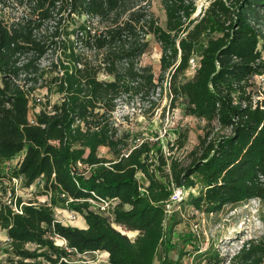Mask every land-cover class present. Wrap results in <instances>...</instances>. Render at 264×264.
Instances as JSON below:
<instances>
[{
	"label": "trees",
	"instance_id": "trees-1",
	"mask_svg": "<svg viewBox=\"0 0 264 264\" xmlns=\"http://www.w3.org/2000/svg\"><path fill=\"white\" fill-rule=\"evenodd\" d=\"M25 1L33 6L30 16L7 21L0 13V166L24 152L14 175H23L26 186L45 177L52 196L51 205H23L22 214L8 207L0 213L12 247L6 252L14 255L3 261L0 251V264H45L38 260L45 256L73 264L70 255L98 250L109 253L108 264H157L161 245L165 255L158 264H182L168 256L176 221L167 218L166 204L175 187H197L181 203L206 214L264 200V91L255 99L249 89L253 78L264 77V31L258 27L264 0H210L195 17L194 0H162L165 26L141 0H19ZM65 12L93 22L84 21L64 37L63 15L53 28L43 27ZM149 35L162 48L158 77L151 66L139 64L151 47ZM50 50L59 54L42 66ZM191 59L199 64L194 75L180 78ZM167 72L172 101L181 99L185 113L207 126L190 165L182 168L172 157L169 172L162 149L154 151L149 140L131 146L130 133H121L111 121L123 98L151 100ZM42 89L46 92L36 97ZM33 107L38 109L31 123ZM215 123L231 132L211 138ZM101 147H108L113 158L101 156ZM78 162L89 167L86 174ZM69 196L74 200L67 203ZM98 197L119 199L115 223L139 231L136 238L92 209L89 198ZM59 205L80 212L88 227L56 222ZM55 235L76 251L58 245L51 238ZM28 243L36 248H26ZM44 248L52 254L40 253ZM200 255L209 264H225L219 250ZM230 259L232 264H264V234L246 240Z\"/></svg>",
	"mask_w": 264,
	"mask_h": 264
},
{
	"label": "rangeland",
	"instance_id": "rangeland-1",
	"mask_svg": "<svg viewBox=\"0 0 264 264\" xmlns=\"http://www.w3.org/2000/svg\"><path fill=\"white\" fill-rule=\"evenodd\" d=\"M194 1L197 5L194 17L199 15L210 3V0ZM24 3L26 4H21L19 0H0V13L7 21H10L12 17L30 16L33 6L27 4L26 1ZM140 4H146L156 14L159 23L165 26L166 13L162 0H141ZM29 8L31 10H29ZM61 15H63L60 24L63 33L62 37L65 36L64 33L67 31L72 33V30L80 26L84 21L87 23L93 22L92 19L88 21V17L86 16L78 17L73 15L70 17L67 15V12H65L58 16H54L55 18L53 19L46 20L43 27L53 28L56 26V21H58V17ZM94 21H96V19H94ZM258 27L260 30L264 31V20L259 22ZM148 40L150 41L151 47L149 51L140 58L139 64L151 66L156 77H158L161 72V44L153 35H149ZM53 52L54 50L49 51L48 55H46L45 59L42 61V66L47 65V61H49L53 55L56 57L59 54V50L57 53ZM194 72L195 70L190 67L185 75L180 78L189 79L194 75ZM101 77L107 78L105 75ZM166 79L164 85L159 87L157 92L150 97L151 100H142L133 97L127 99L123 98L119 101L116 110L112 114L111 121L115 122V125L119 127L121 133H130L129 143L131 146L140 141L149 140L154 143V151L162 149L165 157H168V165L164 168V171L169 172V164L172 157L178 161L182 168L190 165L194 157L192 151L200 143V137L205 136L207 126L205 120L185 113V105L181 99L172 101L168 82L170 79L169 72L166 73ZM251 83L252 86L249 89H252L253 93H255L254 98H261V96H256V93H259L258 91H264V77L256 76L252 79ZM45 92V89L38 90L35 96L42 97ZM150 101H154L155 104ZM37 109L38 108L33 107L31 117H33ZM214 126L215 128L211 138L231 132L230 128L220 127L216 125V123ZM184 134H187V136L184 145H181V141L179 140H184ZM99 154L101 156L113 158L108 147H101ZM23 157L24 152L5 162L3 166H0V213L2 211L6 212L7 208L11 207V205L13 208L16 197L21 198L23 202L35 201L39 206L47 205L46 202H44L46 195L52 193L50 188L46 189L45 177L43 176L39 177L32 186L15 184L12 180V176L18 171V164ZM156 160H158L157 156H155V161ZM158 163L157 161L155 167ZM78 168L80 169L79 171H84V174H86L89 169L85 164ZM163 175L165 176L166 174ZM52 177L54 178L55 174H53ZM138 177L143 186L148 185V180H145L143 173H138ZM175 189H177V187H175ZM187 191V195H189L191 191L192 193H197L198 188L195 187L193 190L188 189ZM61 197H66V194H62ZM68 198H71V196ZM182 200L183 199H181V201ZM181 201L178 203H171L169 200L168 203L171 204L170 207L166 209L167 218L170 217L176 221L172 234L173 246L168 252V256L174 259H181L182 264H209V262L200 255L201 251L207 249L212 251L219 250L221 255L225 257L224 263L232 264L230 258L240 250L246 240L257 238L264 234V200L251 199L238 204H229L220 212L213 214H206L192 205L181 203ZM117 206L118 203L108 214L102 215H110L113 217L111 218L109 216L113 226L130 238H136L139 231L126 229L115 223L114 210ZM125 208L128 209L130 206L126 205ZM92 209L94 208L92 207ZM69 211L71 210L65 209L61 205L56 206L55 221L64 226H72L81 229H86L88 227L85 217L80 212V216H78L76 221L68 222ZM189 236L192 238H189ZM51 238H53V236H51ZM54 239L58 245H61V241H59L58 238ZM26 248L33 250L36 248V245L28 243L26 244ZM8 250H12L11 241L8 237L7 228L0 220V251L3 261H8L10 257H14L12 253L6 252ZM39 252L46 253V255L52 254L47 248L39 249ZM164 255L165 247L161 245L158 250L157 264ZM46 257L47 256L40 257L38 260L43 261L45 264H62L60 262L61 260L53 262L47 260ZM55 257L54 255L53 258L55 259ZM67 258L72 261L73 264H108L109 253L101 250L99 254H72ZM16 259H19V257H16ZM56 259L58 260V258ZM212 264H214V262H212Z\"/></svg>",
	"mask_w": 264,
	"mask_h": 264
},
{
	"label": "built area",
	"instance_id": "built-area-1",
	"mask_svg": "<svg viewBox=\"0 0 264 264\" xmlns=\"http://www.w3.org/2000/svg\"><path fill=\"white\" fill-rule=\"evenodd\" d=\"M190 63H191V67L194 69V70H196V68L198 67V62L197 61H195V59H191V61H190ZM33 101V100H32ZM37 101L38 102H40L41 101V98H37ZM31 104H33V102H31ZM30 122L31 123H33L34 122V119H33V117H31L30 116ZM24 158V157H23ZM23 158L21 159V161L19 162V167H20V164H21V162H22V160H23ZM79 166H82L83 165V163H81V162H78L77 163ZM77 165V166H78ZM78 166V167H79ZM12 180L15 182V184L16 185H19V184H24V181H25V178H24V176L23 175H18V176H16V175H13L12 176ZM33 184H31V185H29V186H32ZM188 189L187 188H185V187H177V189H174V192H173V194L171 195V199H170V201H171V203H178V202H180L181 201V199H184V198H186L188 195V191H187ZM93 194L95 195V193L93 192ZM64 195V194H63ZM187 195V196H186ZM51 196H52V193H48V195H46V199H45V201L44 202H46V204L47 205H51V203H50V201H51ZM97 197V196H96ZM21 198H19V197H16L15 198V201H14V207L12 208V205H11V209H12V211H13V213H19V214H22L23 213V209H22V207H23V205H33V206H39V204L37 203V202H35V201H31V202H23L22 200H21V202H19V200H20ZM96 199V200H95ZM95 199H92V198H89V201L91 202V204L93 205L92 207L97 211V212H99V213H101V214H108L109 212H110V210H113L114 209V206H116L117 205V203L119 202V199L118 198H100V197H98V198H95ZM47 200H48V202H47ZM72 200H74L72 197L71 198H69V200H67V203L69 202V201H72ZM12 201V200H11ZM12 203V202H11ZM171 203H167L166 204V208L168 207H170V204ZM78 216H80V213L79 212H76V211H69V213H68V222H71V221H76L77 220V218H78ZM108 216H110V215H108ZM111 217V216H110ZM111 218H113V217H111ZM69 224V223H68ZM53 238H58L59 239V241H61V245L63 246V247H65L68 251H70V252H72V251H76L75 249H73V248H70V247H68V241L65 239V238H61L59 235H55V236H53ZM94 253H96V254H99L100 253V251L98 250V251H94Z\"/></svg>",
	"mask_w": 264,
	"mask_h": 264
}]
</instances>
